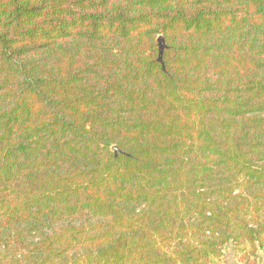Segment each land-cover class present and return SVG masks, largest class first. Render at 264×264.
<instances>
[{
  "label": "trees",
  "instance_id": "1",
  "mask_svg": "<svg viewBox=\"0 0 264 264\" xmlns=\"http://www.w3.org/2000/svg\"><path fill=\"white\" fill-rule=\"evenodd\" d=\"M228 244L264 251V0H0V264Z\"/></svg>",
  "mask_w": 264,
  "mask_h": 264
},
{
  "label": "rangeland",
  "instance_id": "2",
  "mask_svg": "<svg viewBox=\"0 0 264 264\" xmlns=\"http://www.w3.org/2000/svg\"><path fill=\"white\" fill-rule=\"evenodd\" d=\"M242 254L235 251L232 244H228L225 248L223 259L218 264H249L246 259L241 258ZM250 264H264V259L260 257H252Z\"/></svg>",
  "mask_w": 264,
  "mask_h": 264
},
{
  "label": "water",
  "instance_id": "3",
  "mask_svg": "<svg viewBox=\"0 0 264 264\" xmlns=\"http://www.w3.org/2000/svg\"><path fill=\"white\" fill-rule=\"evenodd\" d=\"M158 44H159V49H160V61L162 59V53H163V49H164V46H165V43H164V39L162 37H159L158 39Z\"/></svg>",
  "mask_w": 264,
  "mask_h": 264
},
{
  "label": "crops",
  "instance_id": "4",
  "mask_svg": "<svg viewBox=\"0 0 264 264\" xmlns=\"http://www.w3.org/2000/svg\"><path fill=\"white\" fill-rule=\"evenodd\" d=\"M259 255L264 259V251H259Z\"/></svg>",
  "mask_w": 264,
  "mask_h": 264
}]
</instances>
